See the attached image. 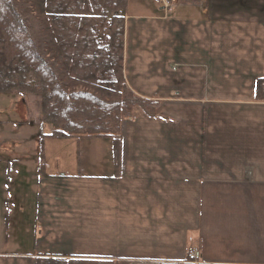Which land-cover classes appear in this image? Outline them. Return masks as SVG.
<instances>
[{
  "label": "crops",
  "instance_id": "0c3cea01",
  "mask_svg": "<svg viewBox=\"0 0 264 264\" xmlns=\"http://www.w3.org/2000/svg\"><path fill=\"white\" fill-rule=\"evenodd\" d=\"M124 68L158 105L119 165L112 138L0 112V264H264V0H130Z\"/></svg>",
  "mask_w": 264,
  "mask_h": 264
},
{
  "label": "trees",
  "instance_id": "16d2710c",
  "mask_svg": "<svg viewBox=\"0 0 264 264\" xmlns=\"http://www.w3.org/2000/svg\"><path fill=\"white\" fill-rule=\"evenodd\" d=\"M128 5L129 0H0V93L40 95L52 138H112L117 165L123 122L135 106L155 114L158 105L126 80ZM256 97L264 100V78L256 82ZM36 264L116 262L44 256Z\"/></svg>",
  "mask_w": 264,
  "mask_h": 264
},
{
  "label": "rangeland",
  "instance_id": "374dc122",
  "mask_svg": "<svg viewBox=\"0 0 264 264\" xmlns=\"http://www.w3.org/2000/svg\"><path fill=\"white\" fill-rule=\"evenodd\" d=\"M169 1V0H168ZM176 1L183 0H171L168 4H163L166 7H172ZM130 2V0H129ZM162 4V2H161ZM39 99V102L36 100ZM42 99L40 95L34 94H19V93H0V112L2 111H16L14 115H5V119L8 120H24L28 122H35V118L38 117L42 110ZM1 112V113H2ZM9 116V117H8Z\"/></svg>",
  "mask_w": 264,
  "mask_h": 264
},
{
  "label": "built area",
  "instance_id": "2783aa9c",
  "mask_svg": "<svg viewBox=\"0 0 264 264\" xmlns=\"http://www.w3.org/2000/svg\"><path fill=\"white\" fill-rule=\"evenodd\" d=\"M162 2H163V4H168L169 3V1L168 0H162Z\"/></svg>",
  "mask_w": 264,
  "mask_h": 264
}]
</instances>
